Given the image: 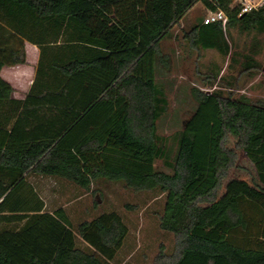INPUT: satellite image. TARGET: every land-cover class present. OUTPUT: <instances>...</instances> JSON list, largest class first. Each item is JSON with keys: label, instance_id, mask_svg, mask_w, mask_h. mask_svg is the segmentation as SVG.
<instances>
[{"label": "trees", "instance_id": "trees-1", "mask_svg": "<svg viewBox=\"0 0 264 264\" xmlns=\"http://www.w3.org/2000/svg\"><path fill=\"white\" fill-rule=\"evenodd\" d=\"M199 1L227 21L223 30L197 16L191 44L217 50L225 68H256L264 5L239 15L230 0H0V68L26 62L25 40L40 49L24 99L0 78V264H119L120 213L73 223L63 207L46 208L36 177L164 194L158 223L174 246H160L153 264H264V101L237 140L259 186L230 178L218 194L234 161L220 69L203 78L219 88H190L195 106L182 127L158 133L168 100L156 74L169 66L159 44ZM232 30L251 37L241 50L226 40Z\"/></svg>", "mask_w": 264, "mask_h": 264}, {"label": "rangeland", "instance_id": "rangeland-1", "mask_svg": "<svg viewBox=\"0 0 264 264\" xmlns=\"http://www.w3.org/2000/svg\"><path fill=\"white\" fill-rule=\"evenodd\" d=\"M207 12L202 3L197 2L184 18L173 25L170 36L159 44L169 57V66L167 69L159 67L156 74L157 82L164 89L168 100L157 127L158 133L164 136L179 130L195 106L190 88L197 85L204 90L219 88L212 79L203 78L211 69L214 73L220 69L216 81L232 92L229 103L232 117L225 145L234 152L233 165L222 180L220 194L230 178L243 179L251 186L260 185L253 163L247 152L237 145V140L247 127L259 122L257 104L258 101H264V35L258 36L261 47L256 56V68L243 72H238L239 65L232 69L225 68L224 58L217 50L193 46L186 34L197 16H205ZM226 40L233 44L234 50H241L251 37L238 35L232 30L226 34ZM156 165L169 171L160 161ZM34 181L46 208L52 210L63 207L73 223L91 219L102 211L113 209L120 213L127 225L128 235L117 256L119 264H153L160 246L166 253L173 249L172 233L162 230L158 223L164 194L135 191L121 182L107 180L96 181L88 191L53 177H36Z\"/></svg>", "mask_w": 264, "mask_h": 264}, {"label": "crops", "instance_id": "crops-1", "mask_svg": "<svg viewBox=\"0 0 264 264\" xmlns=\"http://www.w3.org/2000/svg\"><path fill=\"white\" fill-rule=\"evenodd\" d=\"M26 62L14 66H1L0 78L8 83L11 88V97L24 99L35 78L36 67L39 60V47L25 40L24 41Z\"/></svg>", "mask_w": 264, "mask_h": 264}, {"label": "built area", "instance_id": "built-area-1", "mask_svg": "<svg viewBox=\"0 0 264 264\" xmlns=\"http://www.w3.org/2000/svg\"><path fill=\"white\" fill-rule=\"evenodd\" d=\"M230 5L237 7L238 14L241 15L252 9H257L262 7L264 5V0H230ZM226 21H227V15L219 7L215 10L208 9L207 14L203 16V20H202L203 24L219 22L223 30L225 29Z\"/></svg>", "mask_w": 264, "mask_h": 264}]
</instances>
